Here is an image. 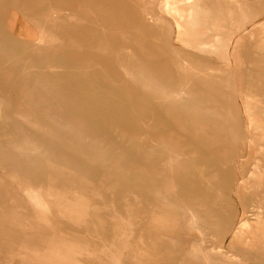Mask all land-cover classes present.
<instances>
[{"label": "rangeland", "instance_id": "rangeland-1", "mask_svg": "<svg viewBox=\"0 0 264 264\" xmlns=\"http://www.w3.org/2000/svg\"><path fill=\"white\" fill-rule=\"evenodd\" d=\"M0 264H264V0H0Z\"/></svg>", "mask_w": 264, "mask_h": 264}, {"label": "bare ground", "instance_id": "bare-ground-1", "mask_svg": "<svg viewBox=\"0 0 264 264\" xmlns=\"http://www.w3.org/2000/svg\"><path fill=\"white\" fill-rule=\"evenodd\" d=\"M166 3V2H165ZM239 7V6H238ZM163 9L164 10H166V11H168V12H170L172 15H173V17H174V19H175V21L176 22H179L180 20H181V14L179 13V10H176V9H174V7H172L171 5H169L168 3H166L165 4V6H163ZM232 10V9H231ZM238 11H239V9H238ZM146 16L147 17H149V19H151L152 18V13H151V11H148L147 9H146ZM147 19V18H146ZM151 21V20H150ZM174 21V22H175ZM157 22H160V18L158 17L157 18ZM179 34V33H178ZM214 39V38H213ZM216 44V43H215ZM221 48V47H220ZM176 51V50H175ZM225 54V53H224ZM51 59V58H50ZM104 65H106V64H104ZM107 66V65H106ZM106 68V67H105ZM104 68V69H105ZM118 68H119V70L121 71V67H120V64H118ZM122 72V71H121ZM125 76H127L128 77V74L125 72ZM181 94H182V92L181 93H179L178 94V96L180 97L181 96ZM87 138V137H86ZM87 143H89L90 144V146H91V144H93V143H91V142H89V140H85ZM11 146V145H10ZM165 146V145H164ZM14 148V147H13ZM168 152H167V154H166V156H164V161H162V162H164L163 164H165V163H167L168 165H169V169L171 170V172L173 171V169H174V163H177V161H179V157H180V155H178L177 154V152H176V150H173V148H169V147H164ZM166 150H164V152L166 151ZM154 155V154H153ZM152 154H151V156H153ZM162 156V155H161ZM154 158H155V156H154ZM159 158V157H158ZM153 159V158H152ZM152 159H150V160H152ZM160 160H162V158H160ZM159 161V160H158ZM161 162V161H160ZM161 162V163H162ZM162 164V165H163ZM158 166V165H157ZM165 166H167V165H165ZM160 167H162V166H160ZM165 168L166 167H164V170H165ZM162 169H163V167H162ZM157 171H155V173H156ZM154 173V174H155ZM162 173H163V171H162ZM161 173V174H162ZM164 174V173H163ZM162 174V175H163ZM168 174H170V173H168ZM172 174V173H171ZM157 175H159L158 174V172L155 174V176L157 177ZM161 176V175H160ZM166 175L164 174V176L162 177V178H160V180H159V184L161 185V187L165 190V192H167V194H168V189H169V185H170V183H169V181H167L166 180V177H165ZM173 176V175H172ZM172 178V177H171ZM169 180H171V179H169ZM169 185H168V184ZM172 183V182H171ZM172 185H173V183H172ZM171 189V188H170ZM171 191V190H170ZM170 195V194H169ZM188 208V207H187ZM188 214H190V213H188ZM192 214V213H191ZM191 216V215H190ZM196 231V230H195ZM190 246H191V251H192V253L193 254H195V255H197V256H199V257H201V258H204L205 260H208V249H206V247H205V245H204V238H203V236H202V234L201 233H197V236H196V238L190 243Z\"/></svg>", "mask_w": 264, "mask_h": 264}, {"label": "crops", "instance_id": "crops-1", "mask_svg": "<svg viewBox=\"0 0 264 264\" xmlns=\"http://www.w3.org/2000/svg\"><path fill=\"white\" fill-rule=\"evenodd\" d=\"M67 65L70 66V65H73L74 62H75V58L74 56L72 55V53H69V58L67 59Z\"/></svg>", "mask_w": 264, "mask_h": 264}]
</instances>
